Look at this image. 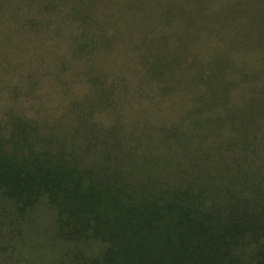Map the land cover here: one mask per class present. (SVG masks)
<instances>
[{
	"label": "rangeland",
	"instance_id": "374dc122",
	"mask_svg": "<svg viewBox=\"0 0 264 264\" xmlns=\"http://www.w3.org/2000/svg\"><path fill=\"white\" fill-rule=\"evenodd\" d=\"M14 118L96 174L135 163L138 179L157 160L184 186L205 158L224 166L190 210L210 225L170 230L158 264L176 247L207 255L191 264H264V0H0V129ZM217 137L234 149L209 159ZM108 217L69 235L46 195L22 214L0 193V264H147Z\"/></svg>",
	"mask_w": 264,
	"mask_h": 264
},
{
	"label": "trees",
	"instance_id": "16d2710c",
	"mask_svg": "<svg viewBox=\"0 0 264 264\" xmlns=\"http://www.w3.org/2000/svg\"><path fill=\"white\" fill-rule=\"evenodd\" d=\"M14 119L10 125L0 129V193L13 202L22 214L46 195L50 203L58 208L63 233L69 235H73L68 229L70 223L80 215L93 214L98 220L103 217L108 219V215H111L112 220L119 225L114 234L123 235L124 245L127 244L130 255L142 251V255L153 264L159 263L161 255L166 257L168 251L162 248L161 240L163 237L169 239L170 230L175 229V233H180L178 227L185 226L189 227V232H197L201 227L210 225L203 222L196 224L201 219L197 214L191 215L190 210L201 206L202 191L222 187V183H219L220 174L228 176L224 166L215 169L205 158L203 169L195 175H189L194 179L184 186L164 181L158 174L162 168L157 160H152V167L138 179L134 174L135 163L125 170L126 175L116 168L117 165L111 172L96 174L91 168L81 169L73 165L69 155H54L50 148L45 147L46 144L32 126L19 118ZM194 135L181 137L189 140L195 138ZM222 139L224 137H217L210 151L204 152L209 159L213 153L226 156L228 151L234 149L228 144L230 140L226 142L227 147L220 151ZM185 145L189 152L193 145ZM204 146L199 143L193 149L195 158L203 153ZM175 157H179V153L172 150L166 163L169 164ZM182 164V158L173 161L178 171H182ZM188 165L186 162V166L190 167ZM205 178L210 180L206 181ZM237 185L241 183L233 186L237 188ZM101 208H106V216ZM213 219L216 222L217 218ZM93 231H97V227ZM133 244L138 248L134 253L131 251ZM181 251L179 247L169 250L173 261L171 264H191V261L207 257L201 250ZM175 259H179V263ZM180 259L183 261L180 262ZM132 262L130 264H134Z\"/></svg>",
	"mask_w": 264,
	"mask_h": 264
}]
</instances>
